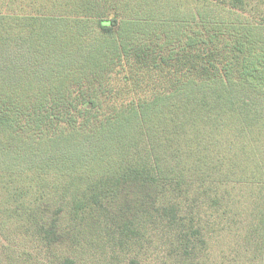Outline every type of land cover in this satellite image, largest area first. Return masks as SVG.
Segmentation results:
<instances>
[{
    "label": "rangeland",
    "instance_id": "rangeland-1",
    "mask_svg": "<svg viewBox=\"0 0 264 264\" xmlns=\"http://www.w3.org/2000/svg\"><path fill=\"white\" fill-rule=\"evenodd\" d=\"M24 2L19 8L13 2L10 6L9 2L0 4V92L3 88L13 93L21 89V111L16 102L8 106L0 100L4 128L0 132V147L4 148L0 153V264H56L52 258L56 254H67L78 264H264V118L245 135L252 151L238 150L243 159L255 153L262 159L257 158V163L245 160L239 172L242 186L226 195L229 184L214 186L212 176L209 178L202 167L209 164L211 172L218 173V160L184 146L183 157L178 156L180 163H175L173 149L179 143L162 129L163 115L156 116L157 128L153 125L147 141L140 138L135 148L142 152L146 166V171L139 172L146 185L141 191L154 196L155 209L152 206L147 215L134 216L136 235L127 242L122 240L123 244H115L95 230L77 232L79 221L70 219L71 190L76 171L82 168L80 162L91 152V143L84 137L87 132L78 131L71 137L64 124L54 121L37 129L31 111L36 112L40 88L62 91L67 98L74 95L70 91L84 72L78 64L90 55V47L97 41L89 27L93 16L85 15L105 14L108 3L89 9L90 0H78L73 6H68V0H33V7L19 10ZM215 9V13H206L211 21L221 16ZM179 18L199 25L187 10ZM159 20L157 15L145 16L143 21H149L145 28L151 29L146 33L158 32L155 24ZM191 29L188 26L183 33L189 35ZM146 33H141V38L151 40ZM62 65L68 66V76L59 74ZM45 67L49 71L54 68L50 83L40 77ZM60 94L55 92L53 97ZM259 106L264 113V100ZM20 114V123L10 133V118L19 119ZM240 142L245 144L243 139ZM133 152V148L127 151L126 160H131ZM100 154L105 159L101 168L89 165L91 172L87 169L82 175L102 180L103 188L97 187L92 195L107 208L113 200L112 180L117 174L109 166L113 157ZM127 197L133 198L131 190ZM53 223L52 237L58 240L54 252L46 250L43 242V232Z\"/></svg>",
    "mask_w": 264,
    "mask_h": 264
},
{
    "label": "trees",
    "instance_id": "trees-1",
    "mask_svg": "<svg viewBox=\"0 0 264 264\" xmlns=\"http://www.w3.org/2000/svg\"><path fill=\"white\" fill-rule=\"evenodd\" d=\"M18 1L0 0V4L9 2L10 6L13 2L19 8L25 1L19 9L22 11L34 6L33 0ZM102 2L108 3L105 14L83 13L93 16L89 27L97 41L91 45L90 55L78 64L84 72L70 91L74 95L67 98L62 91H55L61 96L53 97V90L40 88L36 112H31L37 129L54 121L64 124L71 137L78 131L87 132L84 137L91 143V152L86 161L80 162L83 169L76 171L78 176L73 180L70 219L79 221L75 225L78 233L95 230L115 244H123L122 240L127 242L136 235L134 216L147 215L157 204L153 195L141 191L146 185L139 172L146 171V166L142 152L135 150L139 139L147 141L153 125L157 128L153 120L156 116L163 115L162 129L179 143L173 149L175 163H180L178 156L183 157L184 146H193L203 157L210 155L218 160V173L211 172L209 164L202 167L214 179V186L229 184L226 195L242 186L240 165L261 158L255 153L243 159L238 150L252 151L247 148L245 135L264 118L263 107L259 106L264 100V0H90L89 9ZM73 3L78 0L68 6ZM213 9L221 16L211 21L206 13H213ZM186 10L199 25L195 26L193 20H180L179 15ZM148 15L160 19L155 24L158 32L146 33L151 30L145 28L149 21H143ZM138 16L143 17L142 21ZM188 26L192 29L186 35L183 32ZM141 33L152 39L143 40ZM53 72L54 68H46L40 74L41 80L49 82ZM61 73L68 76L67 65L60 66ZM3 89L0 100L8 106L16 102L21 111L20 87L14 93ZM20 119L21 114L19 119L10 118V133ZM0 127L4 132L2 124ZM242 139L245 144L240 142ZM132 148L133 156L126 160ZM3 150L0 147V153ZM101 152L110 154L108 159L113 157L109 166L117 174L112 180L113 200L107 208L92 195L102 180L84 178L87 169L91 172L89 165L101 168L105 161ZM129 190L132 199L127 197ZM54 225L43 232L46 250L58 245L57 238L52 237ZM52 258L56 264H78L67 254Z\"/></svg>",
    "mask_w": 264,
    "mask_h": 264
}]
</instances>
